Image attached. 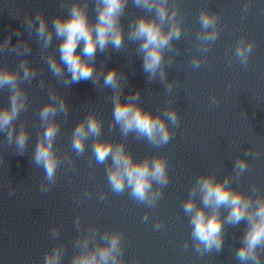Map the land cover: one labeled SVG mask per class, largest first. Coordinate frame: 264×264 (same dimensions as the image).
I'll list each match as a JSON object with an SVG mask.
<instances>
[{"label":"water","instance_id":"1","mask_svg":"<svg viewBox=\"0 0 264 264\" xmlns=\"http://www.w3.org/2000/svg\"><path fill=\"white\" fill-rule=\"evenodd\" d=\"M246 2L178 0L183 34L179 41H173V51L165 52L166 59L174 57V63L166 69L168 81H176L170 93L158 79L148 83L137 45L127 40L129 22L139 15H152L135 8L131 0L122 19L124 48L121 52L111 47L106 52H97V70L103 66L106 73L115 68L127 76L122 101L139 90V103L145 110L163 113L165 106L171 104L180 115L178 127L169 124L174 135L167 145L157 148L137 140L134 134L126 140V149L136 160L153 155L168 159L170 182L155 207L148 208L131 199L127 191L114 194L107 182L105 165L93 160L89 167L92 138L86 141L83 156H77L71 148L72 131L89 112H95L103 121L101 139L119 142L124 138L118 127L112 132L108 130L113 112L112 90H101L91 80L65 87L41 59L34 30L29 38L23 23L26 14L35 16L37 11L43 12L51 27L53 17L67 15V7H61V0H0V43L11 34L9 48L18 40L29 43L31 48L26 56L23 52L0 53V66L15 70L20 60L26 58L37 69L31 83L21 84L28 94V107L16 121L17 131L23 123L29 132L28 151L17 155L15 144L9 145L6 134L0 133V264H44L45 252L57 243L66 247L61 264H70L79 250L75 246L77 236L90 225L98 226L101 232L122 231L127 264H240L235 259V250L240 247L245 224L226 226L222 251L200 257L193 251L189 217L182 205L197 176L214 172L218 179H223L232 174L238 157L246 159L249 168L239 182L233 181L231 186L249 193L256 184L264 193V0H251L245 16L242 9ZM205 8L218 14L220 33L200 68L193 69L192 57L204 56L198 50L196 33L200 29L199 13ZM93 9L94 4L90 3L89 17L94 21ZM17 31L21 33L19 37ZM241 36L255 43L247 69L233 56ZM58 44L54 37L48 49L57 58ZM176 49H179L178 55ZM41 78L45 82L43 88L39 87ZM100 83L103 84V77ZM49 86L63 95L69 105L67 117L60 113L55 118L61 125L55 147L61 156L72 158L75 168L69 170L67 164L62 163L57 170V182L47 194H42L39 189L44 172L32 165L31 155L43 131L38 114L49 102ZM213 94L219 98L218 107L209 105ZM9 96L8 89H0V107L8 106ZM249 150L259 151V157L245 156ZM10 188L16 189L11 197ZM85 192L91 195L85 196ZM101 192L106 193L105 200L99 199ZM197 203H200L199 197ZM145 213L149 216L147 222L143 220ZM222 215H226V210ZM77 216L81 219L80 232L74 224ZM157 220L163 221L160 230L153 228ZM53 227L60 229L56 239L50 236ZM185 241L189 243L188 249L183 247Z\"/></svg>","mask_w":264,"mask_h":264},{"label":"clouds","instance_id":"2","mask_svg":"<svg viewBox=\"0 0 264 264\" xmlns=\"http://www.w3.org/2000/svg\"><path fill=\"white\" fill-rule=\"evenodd\" d=\"M135 8L142 9L148 15H139L128 24L127 40L137 45L136 51L142 58V69L147 74L148 83L159 80L165 85L166 92H172L176 81H168V66L174 63V57L165 58V52H172L173 41H179L183 34V16L180 13L178 0H131ZM94 4L95 20L89 17V4ZM129 0H61V7H67V15H56L51 27L43 12L37 11L35 16L25 15L23 23L29 38L33 30L39 44L41 59L48 65L49 71L58 80L69 87L80 81L91 80L94 86L110 88L113 104L112 121L108 125L109 132L119 128L124 138L119 142L101 139L103 121L95 113L89 112L80 120L72 131L71 148L77 156L86 151V141L92 138L89 167L93 160L96 164L105 165L108 185L114 194L121 195L125 191L131 199L148 208H153L162 198L163 189L170 182L168 159L165 156H145L136 160L126 149L127 138L134 134L137 140H144L154 147L167 145L174 135L173 128L180 124L179 112L171 106H165L163 113H156L139 103L140 91L130 93L126 101L121 95L128 83L127 76L115 68L106 73L104 67L96 69L97 52H106L109 47L121 52L125 45V31L122 19L125 16ZM251 0L244 4L242 13L247 15ZM200 29L196 33L197 47L204 56H193L191 66L199 69L206 59L207 52L215 43L220 33L219 16L208 9L199 13ZM17 37L21 35L16 32ZM54 37L59 41L57 55L49 52ZM11 34L0 43V53L23 52L25 56L31 52L29 43L18 40L13 48H9ZM255 43L241 36L236 43L233 56L247 69ZM79 48V51H78ZM179 54V49H176ZM232 60L229 59V64ZM37 76V69L29 61L21 59L15 70L0 66V89L10 92L8 106L0 107V133H5L9 145L15 144L16 154L24 155L28 151L29 132L23 123L19 130L16 121L22 111L28 107V94L21 87L25 81L31 83ZM101 77L103 84L101 85ZM41 78L39 87H44ZM231 88V84L228 85ZM49 102L39 110V120L43 131L39 134L31 155V163L42 168L43 180L40 192L47 194L57 182V170L66 163L69 170L75 164L70 156H61L55 147L60 133V122L55 118L62 113L69 114V105L63 95L49 86ZM210 106H219V98L213 94L209 99ZM244 113V112H243ZM246 116L247 114L244 113ZM259 157L260 152L251 150L245 156ZM249 164L244 158L234 161L232 174L218 179L214 172L202 173L192 184L188 198L183 201V211L189 217L193 251L203 257L215 251L219 253L224 246L226 226L237 227L242 222L245 228L241 237L240 247L235 250V259L240 264H264V193L253 184L249 193L232 187V182L241 179L248 171ZM16 194L15 188L9 189V196ZM90 196V192H85ZM197 197L200 203H197ZM100 200L106 199V193L99 194ZM226 210V215L222 211ZM148 213L143 220L148 221ZM74 224L80 232L81 219L75 218ZM163 227V221L157 220L155 230ZM60 229L53 227L50 236L59 237ZM79 249L70 264H127L124 259L123 233L119 230L100 231L98 226L90 225L86 232H80L75 241ZM183 247L188 249V241ZM66 247L57 243L44 254V264H61Z\"/></svg>","mask_w":264,"mask_h":264}]
</instances>
